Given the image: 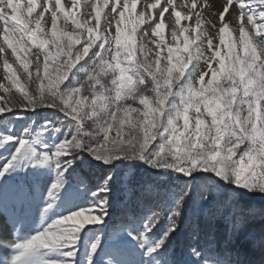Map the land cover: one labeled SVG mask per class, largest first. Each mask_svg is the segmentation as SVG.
<instances>
[{"label": "snow or ice", "instance_id": "obj_1", "mask_svg": "<svg viewBox=\"0 0 264 264\" xmlns=\"http://www.w3.org/2000/svg\"><path fill=\"white\" fill-rule=\"evenodd\" d=\"M0 38V264H264L195 243L264 197V0H0Z\"/></svg>", "mask_w": 264, "mask_h": 264}, {"label": "trees", "instance_id": "obj_2", "mask_svg": "<svg viewBox=\"0 0 264 264\" xmlns=\"http://www.w3.org/2000/svg\"><path fill=\"white\" fill-rule=\"evenodd\" d=\"M246 207L254 206L253 203H248L243 201ZM257 205V203H255ZM261 214V213H260ZM260 214H252L247 219L246 223L243 225L241 231L236 235L232 241H228V233L226 231V221L223 216L217 214L212 217H201L199 235L200 239L207 242L209 238L214 237L221 245L225 243L228 244V247L236 250L239 249L242 253L249 252V245L245 241V236L248 234L254 235L257 239L264 235V216ZM261 250L257 249L254 252L249 253L245 256V259L248 261H258L261 257Z\"/></svg>", "mask_w": 264, "mask_h": 264}, {"label": "rangeland", "instance_id": "obj_3", "mask_svg": "<svg viewBox=\"0 0 264 264\" xmlns=\"http://www.w3.org/2000/svg\"><path fill=\"white\" fill-rule=\"evenodd\" d=\"M70 2V0H69ZM111 2V0H110ZM213 3H218L219 0H212ZM140 7L139 3H138V8ZM107 11V9H106ZM0 43H2V38H0ZM0 55H3V54H0ZM8 55V58H9V61L12 62L14 61V57L11 56V52L10 50L8 51L7 53ZM14 67H16V65L14 64ZM3 76H4V70H3V66H2V60H0V79H3ZM0 95H3L2 92H0ZM20 122H18L19 124ZM224 197H219V200L220 201H223ZM216 201V198L213 197V198H210L209 201H208V204L205 205V207H208V206H211L215 203ZM245 202H248V203H253L254 206H252L253 208H255L257 211L254 213L255 215L257 214H260V216H264V197L260 196V195H256V196H252L250 198H246L244 200ZM257 203V205L255 204ZM228 211L229 209L227 208V206L224 207V211H223V214H220L221 216L224 217L225 219V216H227L228 214ZM12 213V208H11V205H9V207L7 208L6 210V214L8 215H11ZM116 213V210L114 209V215ZM202 218H200L199 221H201ZM35 220L38 222L39 221V215L36 214L35 216ZM30 222H31V216H30ZM50 222V221H49ZM200 227V222H198V229ZM11 230L10 229H5L4 227V217H0V239H10L11 238ZM173 241L175 242L176 241V238L174 237L173 238ZM183 244H188L190 242H193L189 239L188 235H187V232L185 233L184 237L182 238V241H181ZM195 243L197 244H202V243H205V241H203L202 239H199L197 241H195Z\"/></svg>", "mask_w": 264, "mask_h": 264}]
</instances>
